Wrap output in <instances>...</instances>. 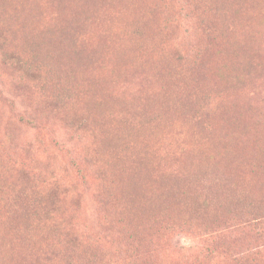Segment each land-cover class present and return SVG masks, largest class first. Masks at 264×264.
Segmentation results:
<instances>
[{
    "label": "rangeland",
    "instance_id": "1",
    "mask_svg": "<svg viewBox=\"0 0 264 264\" xmlns=\"http://www.w3.org/2000/svg\"><path fill=\"white\" fill-rule=\"evenodd\" d=\"M133 3L0 0V264H264V0Z\"/></svg>",
    "mask_w": 264,
    "mask_h": 264
},
{
    "label": "trees",
    "instance_id": "2",
    "mask_svg": "<svg viewBox=\"0 0 264 264\" xmlns=\"http://www.w3.org/2000/svg\"><path fill=\"white\" fill-rule=\"evenodd\" d=\"M138 0H134V5L136 4V2H137ZM135 8H136V5H135ZM147 8H148V6H147ZM141 14V13H140ZM143 15H145V14H143ZM142 15V16H143ZM197 28L200 30V31H203L204 33H208L209 32V29L208 28H204V24L200 27V26H197ZM138 32H139V30H137L136 31V33L138 34ZM142 34H143V32H142ZM214 34H216V32L214 33H212L211 35H214ZM219 34V33H218ZM143 36V35H142ZM219 37L221 38V39H224L217 47H215V50L217 49L218 51H220V53H219V55H222V54H225V55H228V56H232L233 57V60L235 59V55L237 56V52L239 53V51H238V46H237V49L235 50V48H234V44H233V42L230 40V37H227L226 38V36L225 35H223L222 33H220V35H219ZM212 45V44H211ZM210 49H211V46H208V47H206V48H204V51L206 52V53H208L209 51H210ZM214 49V46H212V50ZM211 50V51H212ZM74 55L75 56H79V57H81L82 58V56H81V54H79V51L78 50H76V52H74ZM10 62L11 63H14L15 62V59L14 58H12V57H10ZM30 69L32 68V64H26ZM68 67L66 66V69H67ZM205 78L207 79V77H206V75H204V74H202V73H198V72H196V70H195V72H194V74L192 75V81H194L196 84H199V83H201V82H203L204 80H205ZM91 112H92V114L93 115H95V113L96 114H99V112H97L94 108H91ZM230 118H233V117H230ZM234 128H237L236 126H235V124H233L232 125ZM146 174V173H145ZM146 177H147V179H148V175L146 174ZM141 178H142V175H140V176H137V178L135 179V180H137V184H134L135 185V189L136 190H132V188H131V186H130V184H124V183H121V182H118L119 183V187L120 188H122L123 189V192L125 193V195H128V196H130V198H132L134 201H135V203L134 204H131V209H130V211H129V214L128 215H130V212L132 211V209L134 208V206H135V204H137V202L138 201H140V198L142 197L143 199H147L150 195H151V192L150 191H148L146 188H150L151 186H152V181L150 182V181H148V180H152L153 178H151V179H148V180H146V181H144L143 180V182H141V183H139L138 184V182L141 180ZM134 180V181H135ZM153 184H154V186H153V188H154V190L158 187V183H157V181H156V179H154V182H153ZM136 195V196H135ZM133 196V197H132ZM164 200V199H163ZM138 205V204H137ZM26 215H27V217L29 218V216H28V214L26 213ZM145 222V221H144ZM144 222H142V224H144ZM29 223L30 222H28L27 224H26V228L27 229H29V230H31V231H33L34 230V226H29ZM133 227H135V228H138V225L137 224H135V225H132ZM38 230H39V228H38ZM145 231H147L146 229H144ZM143 231V230H142ZM142 231H138L139 233H141ZM138 235V237H139V234H137ZM263 251H264V247L263 246H258V247H256V248H253L252 250H251V252L250 251H247V252H245V253H243L242 255H245V254H248L249 253V255H253L254 254V256H257V257H262V255H263ZM240 253V252H239Z\"/></svg>",
    "mask_w": 264,
    "mask_h": 264
}]
</instances>
